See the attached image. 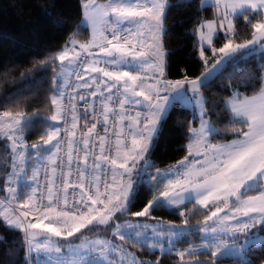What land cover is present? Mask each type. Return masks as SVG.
I'll return each instance as SVG.
<instances>
[{
    "label": "snow or ice",
    "instance_id": "1",
    "mask_svg": "<svg viewBox=\"0 0 264 264\" xmlns=\"http://www.w3.org/2000/svg\"><path fill=\"white\" fill-rule=\"evenodd\" d=\"M172 8L197 13L194 77L170 78ZM80 11L64 44L13 81L25 86L0 96V264H256L264 0H80ZM173 112L191 115L177 120L184 155L158 167L151 157Z\"/></svg>",
    "mask_w": 264,
    "mask_h": 264
},
{
    "label": "trees",
    "instance_id": "2",
    "mask_svg": "<svg viewBox=\"0 0 264 264\" xmlns=\"http://www.w3.org/2000/svg\"><path fill=\"white\" fill-rule=\"evenodd\" d=\"M171 2L176 3L178 0H171ZM45 9L50 15H45ZM211 11L208 9L199 15L210 17ZM195 15L197 13L194 8L186 10L172 8L168 12L165 22L168 31L164 40L165 48L169 52L170 78H180L181 69H185L192 77L199 75L203 70V61L199 58L198 48L194 47V37L190 35V29L194 24L192 18ZM80 17V0H0V96L6 92L23 88L25 85L19 83L14 85L13 81H18L22 73L32 68L34 60L43 59L48 52L58 50L69 35L76 30ZM241 35L243 36V31ZM86 36V31L80 33L81 39ZM220 45L222 41L216 44V46ZM206 55L210 56V51L206 52ZM248 64L255 69L254 60H249ZM4 73H7L6 78ZM218 83L219 81L216 82L217 85ZM241 91L245 90L241 89ZM251 91L250 88L246 94H251ZM219 92V87L214 85L205 90V95L213 100ZM229 94L228 92L222 93L225 96ZM178 118L190 120L191 115L187 112H173L163 124V130L151 157L155 161V166L164 167L184 155L183 152L176 151V148L185 142L183 135L185 129L177 126ZM35 138L34 134L29 140ZM232 138L230 135L224 137L226 140ZM216 139H221V137H216ZM2 155L3 148L0 146V156ZM147 198L149 197H138L141 206ZM154 215L165 220L179 222L177 216L162 209L156 210ZM0 235H3L2 229H0ZM256 252L257 255L253 258L256 264H259V258L264 256V249H258ZM149 258L155 259L154 256ZM0 259L7 258L0 255ZM164 264H171V259L165 257ZM224 264H231V262L225 261Z\"/></svg>",
    "mask_w": 264,
    "mask_h": 264
},
{
    "label": "rangeland",
    "instance_id": "3",
    "mask_svg": "<svg viewBox=\"0 0 264 264\" xmlns=\"http://www.w3.org/2000/svg\"><path fill=\"white\" fill-rule=\"evenodd\" d=\"M220 46H222V45H220ZM217 47H219V46H217Z\"/></svg>",
    "mask_w": 264,
    "mask_h": 264
},
{
    "label": "built area",
    "instance_id": "4",
    "mask_svg": "<svg viewBox=\"0 0 264 264\" xmlns=\"http://www.w3.org/2000/svg\"><path fill=\"white\" fill-rule=\"evenodd\" d=\"M172 163H174V162H172Z\"/></svg>",
    "mask_w": 264,
    "mask_h": 264
}]
</instances>
